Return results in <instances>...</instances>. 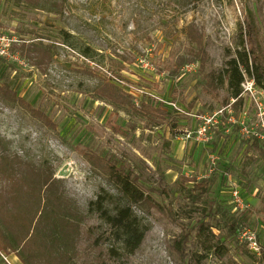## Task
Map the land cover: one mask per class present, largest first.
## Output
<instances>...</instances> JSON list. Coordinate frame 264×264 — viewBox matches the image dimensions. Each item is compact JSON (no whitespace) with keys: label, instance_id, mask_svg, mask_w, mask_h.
Wrapping results in <instances>:
<instances>
[{"label":"rangeland","instance_id":"374dc122","mask_svg":"<svg viewBox=\"0 0 264 264\" xmlns=\"http://www.w3.org/2000/svg\"><path fill=\"white\" fill-rule=\"evenodd\" d=\"M240 31L264 60V0H0V87L14 93L0 92V155L52 173L82 214L100 190L117 194L111 165L127 174L147 195L134 210L148 231L125 264H264V149L244 143L263 132L264 91L245 78L241 105L226 106L227 84L213 96L201 78L223 66ZM102 81L170 117L116 108L96 94ZM202 180L206 193L192 188ZM96 223L84 218L74 264H99L85 234ZM199 223L221 229L209 254ZM0 264L23 263L0 251Z\"/></svg>","mask_w":264,"mask_h":264},{"label":"trees","instance_id":"16d2710c","mask_svg":"<svg viewBox=\"0 0 264 264\" xmlns=\"http://www.w3.org/2000/svg\"><path fill=\"white\" fill-rule=\"evenodd\" d=\"M38 8L46 9L41 5ZM248 38L249 33L240 31L235 50L229 54L220 69L203 71L201 68L206 93L217 96L220 88L227 84L229 96L226 99V106L230 104V100H233L230 105L232 107L241 105L243 101L241 84L245 78L252 80L256 88L264 91V60L257 46H246ZM90 52L91 49L87 47L81 54L89 58ZM196 53L197 58L206 54L200 46ZM190 63L177 64L173 74L176 75L181 66ZM0 92L10 96L14 94L6 92L1 87ZM96 94L128 114L170 117L167 109L151 99L136 106L129 94L109 81H102L96 89ZM171 121L170 131L173 132L177 123L172 119ZM244 143L254 153L263 151V145L256 136L249 135ZM17 166L13 160L0 155V180L3 182L0 185L2 253L6 255L14 253L23 264H51L50 261L54 264H74L72 259L76 255V241L80 236L84 218L97 220L96 225H86L85 234L91 243V249L99 252V256L96 257L99 264H125L127 257L133 255L141 246L148 225L138 216L134 207L146 202L147 195L121 169L113 165L108 169L114 179L117 194L100 190L82 214L74 201L66 197L60 187L61 182L53 178L52 173L47 174L38 168L21 171ZM191 181L193 183L194 180ZM210 185L208 181L202 180L199 183L195 182L192 188L206 193ZM217 224L219 223L211 226L199 223L195 228L196 237L201 239L202 251L205 254L213 252L218 241L221 242L220 236L213 232L214 229L220 232ZM226 226L228 235L234 236V226L232 224ZM214 239L217 242L214 243ZM183 244V241L174 244V249L179 254L183 253ZM221 246L223 247L219 245Z\"/></svg>","mask_w":264,"mask_h":264},{"label":"built area","instance_id":"2783aa9c","mask_svg":"<svg viewBox=\"0 0 264 264\" xmlns=\"http://www.w3.org/2000/svg\"><path fill=\"white\" fill-rule=\"evenodd\" d=\"M210 122V120H206L202 126L199 127V129L197 130V135L199 137V139L202 138V136L204 135V133L206 132L207 129V125ZM252 135V134H251ZM187 138L189 137V134L186 135ZM253 136H256L262 143L263 148H264V127H263V132L261 134L258 133H254ZM233 196L235 198V201L237 200V192L235 191L233 193ZM247 245H248V249L251 250L253 253H258L259 250V246L257 241L255 240V238L253 236H247Z\"/></svg>","mask_w":264,"mask_h":264}]
</instances>
